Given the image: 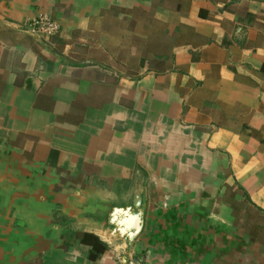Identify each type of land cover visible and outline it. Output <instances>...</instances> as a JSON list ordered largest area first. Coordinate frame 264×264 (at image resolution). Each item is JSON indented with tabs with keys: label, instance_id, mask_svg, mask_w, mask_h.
<instances>
[{
	"label": "crops",
	"instance_id": "obj_1",
	"mask_svg": "<svg viewBox=\"0 0 264 264\" xmlns=\"http://www.w3.org/2000/svg\"><path fill=\"white\" fill-rule=\"evenodd\" d=\"M177 263L264 264V0H0V264Z\"/></svg>",
	"mask_w": 264,
	"mask_h": 264
},
{
	"label": "built area",
	"instance_id": "obj_2",
	"mask_svg": "<svg viewBox=\"0 0 264 264\" xmlns=\"http://www.w3.org/2000/svg\"><path fill=\"white\" fill-rule=\"evenodd\" d=\"M27 28L32 32H38L46 37H53L60 33L59 23L50 16L42 15L32 21L26 22ZM189 264V263H177Z\"/></svg>",
	"mask_w": 264,
	"mask_h": 264
}]
</instances>
